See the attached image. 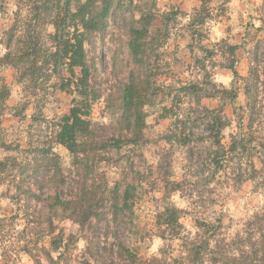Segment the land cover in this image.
Instances as JSON below:
<instances>
[{
  "label": "rangeland",
  "instance_id": "rangeland-1",
  "mask_svg": "<svg viewBox=\"0 0 264 264\" xmlns=\"http://www.w3.org/2000/svg\"><path fill=\"white\" fill-rule=\"evenodd\" d=\"M155 2L149 32L159 41L143 68L128 46L139 0H114L104 29L84 43L93 141L130 136L122 91L132 79L147 90L143 138L88 144L76 165L56 135L79 99L80 68L17 62L32 12L0 0V264H264V0ZM53 31L37 28L44 52L54 50ZM190 84L197 95L179 91ZM218 107L228 121L221 147L200 114ZM130 185L132 211L113 218L108 207H121ZM170 206L176 232L159 217ZM89 210L100 217L80 225Z\"/></svg>",
  "mask_w": 264,
  "mask_h": 264
},
{
  "label": "trees",
  "instance_id": "trees-1",
  "mask_svg": "<svg viewBox=\"0 0 264 264\" xmlns=\"http://www.w3.org/2000/svg\"><path fill=\"white\" fill-rule=\"evenodd\" d=\"M29 2L30 9L32 12L31 18L27 21L26 36L21 39L22 48L25 53L17 56L15 60L23 64L25 57L31 56L30 63L34 66V62L39 61L41 57L44 58V62L47 63H59L62 64L72 74L74 68L79 67L81 77L77 85L78 100L74 103L69 112L62 116L61 123L59 125V131L57 133V142L65 146L73 155V164L79 165L84 160V154L86 152L85 147L88 144H92L97 149L100 146L105 149L106 146L112 145L113 147L120 148L124 144L137 143L143 138V127L145 114L143 107L147 104L146 92L143 85L137 83L134 79L130 80L123 87L122 91V110L123 118L127 123L129 137L124 139L110 137L107 141L95 142L92 139V128L91 123L88 119L89 108L91 104L90 96L95 97L89 89V70L86 66V55L84 49V43L86 35L92 32H101L106 24V19L113 7L114 0H19ZM203 4L204 0H200ZM138 7L139 19L138 27H132L130 29V38L128 42L129 51L135 64L139 68H143L146 60L152 53H148V49L154 45H158L156 42L159 41V35L150 34L149 28L151 22L156 16L155 0H139ZM53 26V33L49 34L48 37L53 43L54 50L44 52L41 45H37V39L39 34L37 28L45 25ZM223 43H226L222 40ZM233 56L236 46L226 45ZM25 48V49H24ZM27 50L31 51L28 52ZM49 52V53H48ZM29 53V54H28ZM43 53L45 56H42ZM48 53V54H47ZM11 56L7 53L4 57L8 58ZM228 68L232 71L234 76H238V72L235 69L233 63L228 65ZM257 77V74H254ZM258 81V77H257ZM214 88V85H212ZM179 91H183L184 94H198L201 89L198 85L190 84L183 85L178 88ZM246 95L249 99V88L246 89ZM211 96V95H207ZM198 98V97H197ZM164 112H169L164 107ZM203 113V115H202ZM202 116L201 120H206V129L213 133V144L221 147L219 140V133L228 125V121L223 115V108L218 107L215 109H202L200 113ZM186 128V126H185ZM236 142V140H235ZM234 142V143H235ZM240 140L233 148L236 149L238 144H242ZM98 143V144H97ZM91 150L96 149L94 147ZM252 170L254 166L250 163ZM116 189V188H115ZM134 189L135 187L130 185L125 188L123 195L121 196L122 206L118 207V202L111 204L108 209L113 218L116 217L114 214L117 210L126 208L132 211V204L134 200ZM110 191V190H109ZM57 204L64 210V204H68L67 201L55 196ZM100 217L97 212L89 210L86 213H81V218H76V221L84 226L89 224L91 218ZM161 223L170 227L172 232H176L178 227L179 210L176 207L170 206L164 209L159 215ZM200 223V222H198ZM201 226L209 227L208 223L201 222ZM219 224V223H218ZM177 234V233H174ZM125 249L132 259L135 260L136 255L125 246H121Z\"/></svg>",
  "mask_w": 264,
  "mask_h": 264
}]
</instances>
